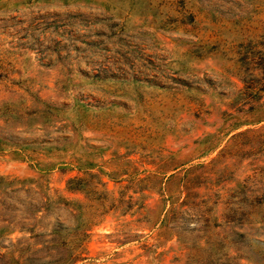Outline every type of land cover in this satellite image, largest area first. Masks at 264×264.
<instances>
[{
    "label": "rangeland",
    "instance_id": "rangeland-1",
    "mask_svg": "<svg viewBox=\"0 0 264 264\" xmlns=\"http://www.w3.org/2000/svg\"><path fill=\"white\" fill-rule=\"evenodd\" d=\"M0 264H264V0H0Z\"/></svg>",
    "mask_w": 264,
    "mask_h": 264
}]
</instances>
